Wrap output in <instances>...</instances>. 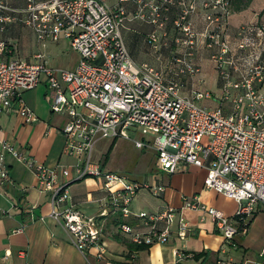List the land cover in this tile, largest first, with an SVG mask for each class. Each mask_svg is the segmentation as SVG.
<instances>
[{
	"label": "built area",
	"instance_id": "obj_1",
	"mask_svg": "<svg viewBox=\"0 0 264 264\" xmlns=\"http://www.w3.org/2000/svg\"><path fill=\"white\" fill-rule=\"evenodd\" d=\"M199 0H119L114 7L100 0H0V32L10 22H22L33 29L40 41L66 37L81 54L74 70L54 68L40 53L37 61L21 58L0 59V113L16 108L26 123L39 118L23 98V93L48 82L52 110L67 113L64 127V153L71 162L47 165L0 138V189L11 180L8 156L24 162L37 175L38 188L51 196L50 216L62 222L71 241L82 253L98 248L99 257L107 251L104 241L105 217L133 214L131 204L142 189L155 195L162 185L138 181L113 172L96 157L102 139L133 140L139 149H153L161 170L174 173L182 166L207 170L206 186L234 199L233 215L194 196L186 198L183 209L209 216L224 238L220 252L239 250L250 232L253 219L264 208V22L248 24L238 32L239 44L233 50L229 39L232 0H202L206 27L198 32L193 16ZM126 2L137 6L135 18L152 24L151 46L160 51L163 37L175 31L178 68L163 71L149 64L138 65L131 57L122 33L129 14ZM178 12L174 15V11ZM201 39L208 48H217L211 59L223 79L222 101L230 107L211 108L202 100L214 99L210 90L193 88L184 93V78H195L202 68L195 57ZM0 50L14 48L0 40ZM16 103V107H15ZM135 127L141 137L133 138ZM87 177L105 181L106 195L99 199L102 211L88 215L74 205H64L71 197L70 186ZM1 210V208H0ZM147 229L138 230L122 223L121 231L137 244L168 242L177 226L186 239L190 224L180 210L167 206L156 213H136ZM33 209L31 218L34 219ZM165 222L164 228L159 227ZM24 225L16 231H22ZM179 261L190 257L177 250ZM192 256V255H191ZM259 264H264V247ZM212 264H249L233 257H218Z\"/></svg>",
	"mask_w": 264,
	"mask_h": 264
},
{
	"label": "crops",
	"instance_id": "obj_2",
	"mask_svg": "<svg viewBox=\"0 0 264 264\" xmlns=\"http://www.w3.org/2000/svg\"><path fill=\"white\" fill-rule=\"evenodd\" d=\"M100 1L111 7L119 3V0ZM257 1L252 0L251 6L248 5L249 8L237 9L234 5L232 6L228 39L233 50L238 48V32L242 26L264 22V0H261L260 5L253 9L252 5ZM13 4L24 6L25 0H13ZM125 6L129 14L122 29L126 47L138 65L149 64L147 62L140 64V62L146 56L149 45L151 46L149 34L154 26L145 20L135 18L134 14L137 10L135 3L126 2ZM177 12L178 10H175L174 15ZM193 19L195 29L198 32H203L207 20L202 0L198 1V9ZM26 28L32 31L39 45L45 48L50 44H59L63 40L70 42L66 37L57 41L52 39L40 41L35 31L30 27L19 21L10 22L6 24L5 30L0 32V40L10 44L14 48V52L7 53L0 50V59L21 58L37 61L39 59L36 55L42 53L49 65L54 68H64L52 65L44 52L33 50V45L24 40ZM169 32V36L163 37L160 51L174 56L176 54L173 37L175 31L170 29ZM21 46L30 47L21 50ZM217 50V48H208L202 39L197 48L195 61L202 68L200 74L207 75V71L211 70L216 73L211 74V77L217 79L215 82L217 90L206 87L215 94L216 98L202 100L201 104L211 108L219 106L229 108L230 103L223 102L221 97L223 79L211 59L212 53ZM75 52L78 54L77 65L75 68L64 69L74 70L78 66L81 54L77 50ZM199 75L195 78L183 79L184 89L188 90L187 94L195 88ZM23 98L25 103L37 114L39 120L33 124L26 123L16 108L4 110L0 113V138L14 142L19 148L47 165L55 166L59 162L73 161L64 153L66 136L63 130L69 120V115L52 110L51 89L48 82L43 81L38 87L25 91ZM206 101L217 103L218 107L204 104L203 102ZM98 158L100 159V156ZM101 162L106 168V162L102 160ZM8 165L11 180L0 189V264H212L220 257L224 238L217 230L211 217L206 216L203 219L200 211L183 209L185 199L194 196L200 197L203 202L223 210L228 215H233L238 206L234 199L206 186L207 170L202 167L186 165L174 173H168L158 166V170H154V173L146 175L142 179L125 174L134 180L162 185L165 187V191L155 195L151 190L142 189L131 204L133 211L131 216L111 214L105 217L103 238L107 251L102 257H99L98 248H92L85 254L79 251L71 241L70 234L64 224L50 216L51 196L38 188L35 171L12 155L8 156ZM104 185L105 181L99 177H87L75 182L70 186L71 197L64 205H74L85 214L98 215L103 208L99 199L106 195ZM167 206L176 207L188 220L190 228L186 239L180 238L176 231L177 226L174 227V232L168 242L153 245L137 244L121 231L122 223L131 224L138 230H146L147 227L142 224L143 221L136 216V213L141 211L156 213L164 210ZM31 209L35 216L33 220ZM23 225L22 231H16ZM165 226V222L159 223L160 228ZM240 244H244L243 239ZM177 250L185 252L190 257L179 261ZM201 252L209 253L207 259L206 257L196 258L195 255Z\"/></svg>",
	"mask_w": 264,
	"mask_h": 264
},
{
	"label": "rangeland",
	"instance_id": "obj_3",
	"mask_svg": "<svg viewBox=\"0 0 264 264\" xmlns=\"http://www.w3.org/2000/svg\"><path fill=\"white\" fill-rule=\"evenodd\" d=\"M261 0H258L252 5L255 9L260 5ZM235 3H232V6ZM252 2L249 6H251ZM249 6H247L249 8ZM236 8V7H235ZM26 37L24 40L32 44L33 50L42 51L47 55L49 62L52 65L64 67V68H75L78 63V54L70 46L69 41H61L59 44H50L48 47L40 46L36 41L31 30L26 28ZM127 35L129 33L127 32ZM30 47V46H29ZM27 46H21V50L29 48ZM32 50V49H31ZM30 52V50H27ZM162 51H156L152 46L149 45L146 56L142 59L140 64L147 62L155 68L162 69L163 71L168 70L169 67L178 68L177 64L173 61V56L165 54ZM213 73L211 70L207 71L206 74H200L198 81L195 84V88L198 90L206 91V87H211L217 90L216 77H211ZM201 77V78H200ZM206 80V81H205ZM190 89V88H187ZM188 90L184 89V93ZM204 104L218 107L217 103L206 101ZM137 131H142L135 127L130 128V132L136 137H141ZM113 143L112 139H102L96 148V157L100 156L102 161L106 162V168L112 171H117L119 174H130L132 177L142 179L146 175L154 173V170H158L157 155L153 149H139L136 147L133 140L120 139L117 141L114 150L110 154V159L106 161L108 157V151ZM244 244L240 246L239 250H231L228 246V253L220 252V256L224 258L233 257L237 260L248 261L249 264H259L261 257L260 253L264 246V208L260 209L256 220H254L253 226L251 227L248 236L243 237Z\"/></svg>",
	"mask_w": 264,
	"mask_h": 264
},
{
	"label": "trees",
	"instance_id": "obj_4",
	"mask_svg": "<svg viewBox=\"0 0 264 264\" xmlns=\"http://www.w3.org/2000/svg\"><path fill=\"white\" fill-rule=\"evenodd\" d=\"M251 1L252 0H232V3H235V7L237 9H243L244 7H247L250 4ZM116 143H117V139L113 141V143H112V145H111V147H110V149L108 151V157H107L106 161H108L110 159V154L114 150V148L116 146ZM208 254H209L208 252H201L199 254H196L195 256H196L197 259H201L203 257H206V259H207Z\"/></svg>",
	"mask_w": 264,
	"mask_h": 264
}]
</instances>
